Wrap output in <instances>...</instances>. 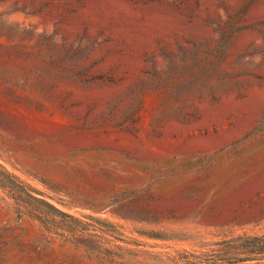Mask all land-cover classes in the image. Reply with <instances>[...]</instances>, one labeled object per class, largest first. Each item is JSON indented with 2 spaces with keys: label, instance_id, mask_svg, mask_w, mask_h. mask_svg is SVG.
<instances>
[{
  "label": "rangeland",
  "instance_id": "obj_1",
  "mask_svg": "<svg viewBox=\"0 0 264 264\" xmlns=\"http://www.w3.org/2000/svg\"><path fill=\"white\" fill-rule=\"evenodd\" d=\"M0 264H264V0H0Z\"/></svg>",
  "mask_w": 264,
  "mask_h": 264
},
{
  "label": "trees",
  "instance_id": "obj_2",
  "mask_svg": "<svg viewBox=\"0 0 264 264\" xmlns=\"http://www.w3.org/2000/svg\"><path fill=\"white\" fill-rule=\"evenodd\" d=\"M48 208H50V209H52V210H54V211H56V212H58L56 209H54L51 205H49V204H47V203H44Z\"/></svg>",
  "mask_w": 264,
  "mask_h": 264
}]
</instances>
